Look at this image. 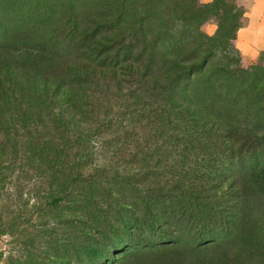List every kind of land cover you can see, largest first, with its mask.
Here are the masks:
<instances>
[{
    "label": "rangeland",
    "instance_id": "374dc122",
    "mask_svg": "<svg viewBox=\"0 0 264 264\" xmlns=\"http://www.w3.org/2000/svg\"><path fill=\"white\" fill-rule=\"evenodd\" d=\"M149 1L169 29L177 0H147V13ZM0 2L1 11L5 3L14 2L12 10L18 13L20 3L29 0ZM121 9H126L125 15L137 11L125 0ZM95 11L92 3L77 5L83 28L108 23ZM133 19H123L126 32L136 31ZM212 19L199 27L201 33L214 34ZM19 41L22 49L33 42ZM8 44L0 35V169L5 174L0 180V264H264V145L252 147L233 163L226 161L230 163L222 165L221 177L210 171L215 162L198 167L196 162L204 163L205 157L196 152L191 164L188 157L177 158L176 163L183 162V168L198 177L194 181L189 172L181 179L165 180L158 173L169 168L175 154L188 155L182 143L170 146L165 138L155 139L149 148L153 158L144 160L137 145L150 134L149 125L136 119L137 113H127L125 98L114 96L115 91L109 96L99 78L87 89L63 87L62 81L69 78L92 75L94 66L86 64L88 71L83 70L73 55L64 58L50 48L42 57L32 56L33 61L16 52L3 55L9 53ZM167 45L161 52L168 61L178 52ZM20 46L11 50L20 51ZM119 46L116 43V49ZM217 47L208 70L226 54L232 58L230 64L236 61L234 52ZM263 58L262 53L255 63L264 68ZM239 64L247 67L240 59ZM102 77L113 88L112 81ZM148 120L156 124L152 116ZM169 126L163 127L166 135L175 133ZM163 149H172L173 158H161ZM149 171L155 174L143 175ZM178 181L181 188L169 192ZM63 190L69 195L49 204ZM161 195L170 210L166 217L157 212ZM195 197L209 204L208 209L200 207L201 219L177 216L175 200L189 206ZM142 210L153 215L140 224L134 218L143 216ZM125 224L130 231L123 229ZM73 242L94 248L98 256L71 248Z\"/></svg>",
    "mask_w": 264,
    "mask_h": 264
},
{
    "label": "trees",
    "instance_id": "16d2710c",
    "mask_svg": "<svg viewBox=\"0 0 264 264\" xmlns=\"http://www.w3.org/2000/svg\"><path fill=\"white\" fill-rule=\"evenodd\" d=\"M235 1L213 0L200 4L197 0H177V10L173 11L176 16L169 22L167 30L151 1L148 3L150 13L146 12L147 0H125L128 6L137 10L127 15L123 13L126 9H121L124 0H29L20 3L18 13L12 10L14 2L11 5L5 3L6 10H0V35L4 42L9 43L5 46L9 53L3 55L16 52L15 55L23 60L33 61L32 56L41 53L42 57V53L50 48L54 54L59 50V55L64 58L73 55L71 57L80 63L83 70L88 71L86 64L94 66L92 75L69 78L65 83L62 81L63 87L76 88L77 85L78 90L87 89L99 78L109 96L115 91L114 96L125 98L127 113H137L136 119L144 120L146 127L149 125L150 134L145 136L142 145H137L141 146L144 160L150 162L153 158L149 148L155 139L165 138L163 142L167 141L170 146L182 143L181 150H186L188 155L183 152L175 154L177 156L169 168L158 174L169 181L168 176L181 179L190 172L195 181L198 176L193 174L194 171L183 168L184 163L178 164L176 159L185 161L188 157L189 161L196 152L199 157H205L202 158L204 163L196 162L198 167L208 168L215 162L210 171L221 177L219 172L224 163H233L252 147L264 145V68L257 63L247 67L239 64V53L231 43L235 31L241 26L242 17V10ZM89 3L96 8L94 14L105 18L108 23L82 27L83 20L75 9L77 5ZM23 4L25 7L21 10ZM132 16V25L137 28L129 33L125 23ZM210 18L215 21L216 30L208 36L201 33L199 27ZM122 23L125 33L121 32ZM174 34L177 37L173 38ZM149 35L153 36L151 40H147ZM17 39L33 42L22 49L20 41L16 43ZM116 43L120 44L118 49ZM15 44L21 47L20 51L11 50ZM164 44H168L172 51L177 49V54L182 52V48L185 51L181 55L173 53V58L167 61L161 52ZM216 47L227 53L230 50L234 52L236 61L230 64L232 58L226 54L220 57L223 59L221 63L216 62L215 67L208 70L207 65ZM231 65H235L234 68ZM103 75L112 81L113 88L105 82ZM150 116L156 124L150 125ZM165 125H170L168 130L175 133L166 135ZM170 150L163 149L158 155L163 159L173 158ZM2 173L0 169V180L5 176ZM252 173L257 175V172ZM147 174L152 177L155 172L143 175ZM146 179L143 178L144 181ZM166 183L160 188H164ZM181 186L178 181L168 191L178 190ZM58 194L50 199L49 204L56 205L69 195L65 190ZM164 195L168 198L167 193ZM164 195H161L163 199L157 212L166 217L170 210ZM175 202L177 216L188 215L191 219L198 218L200 207H209L206 201L201 204L198 197L188 201L189 206H181L178 200ZM141 214L142 218H134L140 224L153 215L148 210H142ZM123 229L130 231L131 228L125 224ZM71 248L98 256L94 248L77 242H73Z\"/></svg>",
    "mask_w": 264,
    "mask_h": 264
},
{
    "label": "crops",
    "instance_id": "0c3cea01",
    "mask_svg": "<svg viewBox=\"0 0 264 264\" xmlns=\"http://www.w3.org/2000/svg\"><path fill=\"white\" fill-rule=\"evenodd\" d=\"M198 1L208 4L213 0ZM235 3L242 10V23L235 31L234 46L240 63L248 66L264 54V0H236Z\"/></svg>",
    "mask_w": 264,
    "mask_h": 264
}]
</instances>
